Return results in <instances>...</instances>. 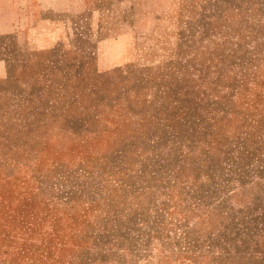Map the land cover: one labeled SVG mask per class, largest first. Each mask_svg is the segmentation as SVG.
<instances>
[{"label": "rangeland", "instance_id": "obj_1", "mask_svg": "<svg viewBox=\"0 0 264 264\" xmlns=\"http://www.w3.org/2000/svg\"><path fill=\"white\" fill-rule=\"evenodd\" d=\"M0 264H264V0H0Z\"/></svg>", "mask_w": 264, "mask_h": 264}]
</instances>
